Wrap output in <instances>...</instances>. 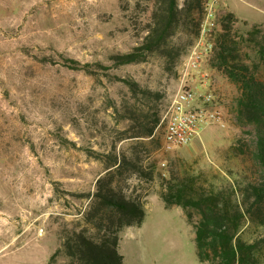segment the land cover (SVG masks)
Returning a JSON list of instances; mask_svg holds the SVG:
<instances>
[{
  "label": "rangeland",
  "instance_id": "374dc122",
  "mask_svg": "<svg viewBox=\"0 0 264 264\" xmlns=\"http://www.w3.org/2000/svg\"><path fill=\"white\" fill-rule=\"evenodd\" d=\"M215 7L219 23L227 12L238 18L239 34L253 26L264 33V0H217ZM150 8L148 0H0V264H65L66 257L52 256L59 234L95 233L86 213L97 179L106 173L98 151L113 144L119 153L134 148L143 167L118 173L115 180L145 210L140 226L121 232L126 264H207L198 258L183 208L167 207L160 197L169 181L189 178L199 189L230 193L243 209L253 200L245 198L263 174L254 129L238 123L236 86L210 67L212 54L192 70L191 85L202 91L212 87L223 120L202 127L190 145L171 149L164 145L162 126L152 139L121 138L128 122L111 103L129 95L122 82L63 65V56L111 64L110 54L128 52L141 41ZM220 29L212 34L213 43ZM194 37L185 30L173 37L183 56L172 70L155 55L111 73L161 92L162 110L179 86ZM257 48L242 46L241 57L256 59ZM261 72L264 76V64ZM191 211L199 219L198 211ZM241 222L244 238L260 239L264 248V213L259 219L248 214Z\"/></svg>",
  "mask_w": 264,
  "mask_h": 264
},
{
  "label": "trees",
  "instance_id": "16d2710c",
  "mask_svg": "<svg viewBox=\"0 0 264 264\" xmlns=\"http://www.w3.org/2000/svg\"><path fill=\"white\" fill-rule=\"evenodd\" d=\"M151 3L145 20L141 41L128 52L109 55L111 64L102 61L81 62L63 56V65L83 70L96 78L102 76L122 82L129 95L111 105L120 120L128 122L121 138H153L160 126L162 112L157 102L164 95L129 76L112 74L111 69L126 64L147 61L151 56L166 60V69L177 66L183 53L181 44L173 41L180 30L194 35L195 41L205 14L208 0H148ZM238 18L227 12L220 18L221 29L216 34L210 67L235 84L236 119L241 125H252L255 133V157L263 167L261 179L252 186L245 199L253 200L243 209L231 200L230 193L199 189L187 178L169 181L160 197L167 207L181 206L186 219L195 231L197 255L207 264H264L263 241L247 240L241 234L242 219L246 215L260 218L264 213V33L253 26L246 35L239 34L234 23ZM194 43V42H192ZM257 48V58L241 57L244 47ZM249 55L247 54V57ZM166 104V103H165ZM106 164V173L96 182L93 202L86 213L95 233L84 230H64L59 234L60 246L53 257L61 254L65 264H126L120 251L121 232L140 226L144 204L116 187L118 173L126 170L142 172V162L134 148L131 154L116 151L113 144L107 152L98 151ZM192 208L200 215L194 220Z\"/></svg>",
  "mask_w": 264,
  "mask_h": 264
},
{
  "label": "built area",
  "instance_id": "2783aa9c",
  "mask_svg": "<svg viewBox=\"0 0 264 264\" xmlns=\"http://www.w3.org/2000/svg\"><path fill=\"white\" fill-rule=\"evenodd\" d=\"M216 1L208 0L206 4L199 33L179 70V86L169 96L162 112L160 126L163 127L164 145L167 149L190 145L202 127L223 120V113L218 109L217 96L212 87L211 91H202L191 85L192 70L199 69L202 62L211 56L214 46L211 37L220 29ZM201 77L207 78L204 74Z\"/></svg>",
  "mask_w": 264,
  "mask_h": 264
}]
</instances>
